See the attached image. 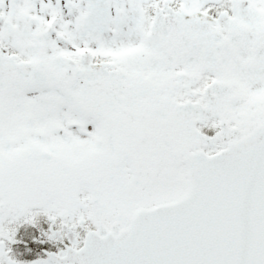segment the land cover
<instances>
[{
  "label": "snow or ice",
  "instance_id": "obj_1",
  "mask_svg": "<svg viewBox=\"0 0 264 264\" xmlns=\"http://www.w3.org/2000/svg\"><path fill=\"white\" fill-rule=\"evenodd\" d=\"M0 264H264V0H0Z\"/></svg>",
  "mask_w": 264,
  "mask_h": 264
},
{
  "label": "rangeland",
  "instance_id": "obj_2",
  "mask_svg": "<svg viewBox=\"0 0 264 264\" xmlns=\"http://www.w3.org/2000/svg\"><path fill=\"white\" fill-rule=\"evenodd\" d=\"M139 51H140L139 49H125L118 54V58L134 55ZM26 238L30 240V235H27ZM42 242H44V238L42 239ZM16 247L17 250L16 249L13 250L17 258L20 260H34L37 257H42L43 256V254L41 253L42 250L44 251H50V249L53 251L56 250L54 245H41L40 249L35 247L34 245H16Z\"/></svg>",
  "mask_w": 264,
  "mask_h": 264
},
{
  "label": "flooded vegetation",
  "instance_id": "obj_3",
  "mask_svg": "<svg viewBox=\"0 0 264 264\" xmlns=\"http://www.w3.org/2000/svg\"><path fill=\"white\" fill-rule=\"evenodd\" d=\"M42 227L46 230L47 224L42 222ZM21 243L12 245L13 249L17 250L16 245H34L37 248H41V245H53L52 242L48 241L46 238L42 242V234L39 229H33L30 227L21 228ZM27 235H30V240L26 238ZM33 237L35 240H33Z\"/></svg>",
  "mask_w": 264,
  "mask_h": 264
},
{
  "label": "trees",
  "instance_id": "obj_4",
  "mask_svg": "<svg viewBox=\"0 0 264 264\" xmlns=\"http://www.w3.org/2000/svg\"><path fill=\"white\" fill-rule=\"evenodd\" d=\"M42 253V252H41Z\"/></svg>",
  "mask_w": 264,
  "mask_h": 264
}]
</instances>
